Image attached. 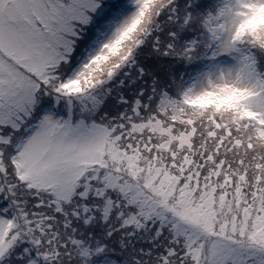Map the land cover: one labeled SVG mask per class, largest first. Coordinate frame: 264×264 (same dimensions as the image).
I'll return each instance as SVG.
<instances>
[{"label": "snow or ice", "instance_id": "obj_1", "mask_svg": "<svg viewBox=\"0 0 264 264\" xmlns=\"http://www.w3.org/2000/svg\"><path fill=\"white\" fill-rule=\"evenodd\" d=\"M0 264H264V0H0Z\"/></svg>", "mask_w": 264, "mask_h": 264}]
</instances>
